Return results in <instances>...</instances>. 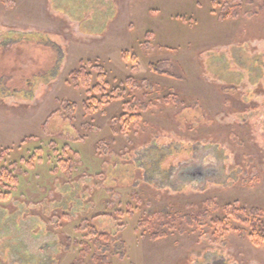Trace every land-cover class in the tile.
<instances>
[{
    "label": "rangeland",
    "instance_id": "obj_1",
    "mask_svg": "<svg viewBox=\"0 0 264 264\" xmlns=\"http://www.w3.org/2000/svg\"><path fill=\"white\" fill-rule=\"evenodd\" d=\"M97 66L99 111L73 78ZM0 161V264H81L85 224L110 264H264L207 219L264 212V0H0Z\"/></svg>",
    "mask_w": 264,
    "mask_h": 264
},
{
    "label": "trees",
    "instance_id": "obj_2",
    "mask_svg": "<svg viewBox=\"0 0 264 264\" xmlns=\"http://www.w3.org/2000/svg\"><path fill=\"white\" fill-rule=\"evenodd\" d=\"M124 57L128 59L126 55H124ZM95 70L98 71L96 78H94V76L90 72H88V70H86V67H80L74 73L73 78L75 79V81L79 82L85 90H87V94L89 95V100H87L86 102L87 107L89 109L99 111L100 109H104L108 104H110L111 101H118V99H120L122 95L119 94L118 96H112L111 94L109 96L108 91L110 88V84H108V81H106V73L99 66L95 67ZM94 80L96 81L94 82ZM129 83H131V81ZM129 87L132 89V94L135 93L136 89L134 85L130 84ZM132 101L133 105H124V112L122 114V117L120 118L121 121H124L123 125L128 128L127 130H129L130 125H134V123L131 122L139 121V119L141 118V112L145 111L146 109V105L144 106V104L140 103L137 98H133ZM14 183H16V178L12 176L10 169L3 168L0 171V200L7 199L9 197V187L11 184ZM208 204H210L213 209L218 212V216H216L215 218L206 216L207 219L210 218L209 220L212 223V228H214L213 230L214 233H216L217 237L227 240V237H229L230 234H232L233 232L235 234L242 232V234L245 233V236L249 238L253 245H264V212H262L261 210L254 209L250 210L249 213H246L244 209L239 207V204L235 203L222 208L221 206L212 204V202H209ZM184 218L185 222L188 224L197 223L199 221L198 217L185 216ZM175 223L176 222H174V224ZM235 224L246 227V231L243 232L237 229V227H235ZM83 230L88 233L89 241L83 244L85 245V248L82 252V260L84 261L86 256L90 254L91 244H95L96 247L100 250L101 256L94 255L93 263L110 264L109 257L106 255L110 248L106 247L103 243L108 244L111 238L107 235H98L95 227L91 226L90 224H85ZM117 241L120 242V249L122 250H120L121 254L118 255L124 258L125 255L123 253L126 249V244L119 240ZM223 258L221 260L214 261L213 264L238 263L235 260H232L231 263L228 262L227 258ZM83 261L81 262V264H84Z\"/></svg>",
    "mask_w": 264,
    "mask_h": 264
}]
</instances>
